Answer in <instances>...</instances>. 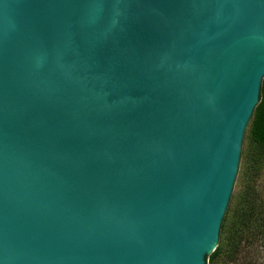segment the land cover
Segmentation results:
<instances>
[{"label":"water","instance_id":"water-1","mask_svg":"<svg viewBox=\"0 0 264 264\" xmlns=\"http://www.w3.org/2000/svg\"><path fill=\"white\" fill-rule=\"evenodd\" d=\"M263 82L264 0H0V264H205Z\"/></svg>","mask_w":264,"mask_h":264},{"label":"trees","instance_id":"trees-1","mask_svg":"<svg viewBox=\"0 0 264 264\" xmlns=\"http://www.w3.org/2000/svg\"><path fill=\"white\" fill-rule=\"evenodd\" d=\"M225 213L205 264H264V82L251 115L244 178Z\"/></svg>","mask_w":264,"mask_h":264},{"label":"rangeland","instance_id":"rangeland-1","mask_svg":"<svg viewBox=\"0 0 264 264\" xmlns=\"http://www.w3.org/2000/svg\"><path fill=\"white\" fill-rule=\"evenodd\" d=\"M247 150H248V146H247V149H246V152H245L243 178H244V173H245V171H246V165H247ZM239 190H240V188L237 189V194L239 193ZM227 213H228V212L225 213V216L227 215ZM207 263H208V261H207ZM208 264H209V263H208Z\"/></svg>","mask_w":264,"mask_h":264}]
</instances>
